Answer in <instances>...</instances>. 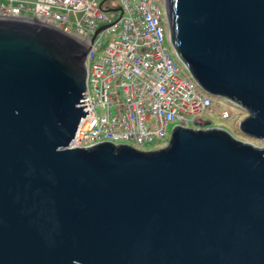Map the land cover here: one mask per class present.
Returning <instances> with one entry per match:
<instances>
[{
	"label": "water",
	"instance_id": "obj_1",
	"mask_svg": "<svg viewBox=\"0 0 264 264\" xmlns=\"http://www.w3.org/2000/svg\"><path fill=\"white\" fill-rule=\"evenodd\" d=\"M164 14L203 93L264 143V0H164ZM88 52L0 17V264H264V147L176 127L155 151L71 148Z\"/></svg>",
	"mask_w": 264,
	"mask_h": 264
},
{
	"label": "built area",
	"instance_id": "obj_2",
	"mask_svg": "<svg viewBox=\"0 0 264 264\" xmlns=\"http://www.w3.org/2000/svg\"><path fill=\"white\" fill-rule=\"evenodd\" d=\"M119 2V10H110L100 0H0V17L36 20L89 50L81 102L88 114L71 148L110 142L150 152L168 145L176 127L206 130L211 114L232 120V111L205 95L174 59L164 0Z\"/></svg>",
	"mask_w": 264,
	"mask_h": 264
},
{
	"label": "rangeland",
	"instance_id": "obj_3",
	"mask_svg": "<svg viewBox=\"0 0 264 264\" xmlns=\"http://www.w3.org/2000/svg\"><path fill=\"white\" fill-rule=\"evenodd\" d=\"M30 1L33 2L34 0H30ZM102 2H106L105 3V5H106L105 7H107L110 10H119L120 9L119 0H100V3H102ZM164 20H165V18H164ZM166 41H167V44L170 46L168 32L166 34ZM108 43H109V37L106 38L105 43H104V47H106L108 45ZM173 57H174V59H177L176 54L174 53V51H173ZM182 66H184V65L182 64ZM214 101L218 104V106L220 108L226 109V110H231L232 113H233V118L230 121H224L218 116V114L208 115V116L204 117V121L205 122H210L211 123V126H210L211 128H218V129L225 130V131L229 132L237 140H240V141H243V142H250V143H252V144H254V145L258 146V147H264V143L263 142L250 140L249 138H246V137L242 136V134L239 133L238 128L236 127V125L238 126L239 123L244 118H246L247 115L245 114L244 111L239 109L237 106L228 103L224 99H214ZM174 126H175V124L171 125V129H170L171 131H172ZM193 126L194 125L191 124L190 129H193ZM166 146H167L166 144H159L154 149H161V148H165Z\"/></svg>",
	"mask_w": 264,
	"mask_h": 264
}]
</instances>
